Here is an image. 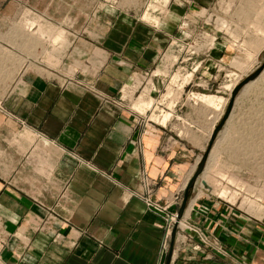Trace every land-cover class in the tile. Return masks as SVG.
<instances>
[{
    "label": "crops",
    "instance_id": "crops-1",
    "mask_svg": "<svg viewBox=\"0 0 264 264\" xmlns=\"http://www.w3.org/2000/svg\"><path fill=\"white\" fill-rule=\"evenodd\" d=\"M149 1L0 0V264L166 263V214L225 114L231 54L205 28L219 0ZM26 33L34 53L43 36L74 40L59 67L21 70ZM204 181L171 264H264V216Z\"/></svg>",
    "mask_w": 264,
    "mask_h": 264
},
{
    "label": "rangeland",
    "instance_id": "rangeland-1",
    "mask_svg": "<svg viewBox=\"0 0 264 264\" xmlns=\"http://www.w3.org/2000/svg\"><path fill=\"white\" fill-rule=\"evenodd\" d=\"M253 1L248 0L246 3L249 5L242 7L243 0H219L214 12L207 15L208 24L205 28L225 30L229 35L228 48L231 54L229 58L231 66L223 68L225 81L223 86L231 94V97L234 88L264 64V0H255L257 2L255 5ZM162 3L165 4V0H151L147 5L149 9L158 11L162 8ZM205 13L206 11L203 10L201 14L204 15ZM201 14L199 13L198 16ZM150 15L147 14V20L154 17L153 14ZM29 26L30 23L25 20L16 23L14 27L17 28L13 27V30L28 33ZM39 28L40 26L38 30ZM27 33L25 37L21 38V70L38 67L40 69L45 66L44 64L52 68L59 67L74 40L70 36H65L63 39L60 37L57 39L47 37L46 39L43 36L38 42L43 52L34 53L29 47L30 39ZM4 49V59L13 58L12 52L14 50L7 45H4ZM0 70L2 74L8 73L7 69L4 71L5 68ZM185 79L187 80V78ZM148 89L149 87L145 88V94ZM140 94L141 91H138L136 95L130 96L131 99L135 98L133 99L134 105L138 101L136 97H139ZM208 94L213 95V92ZM194 96L200 97V94L195 93ZM125 97H129L128 94H125ZM224 102L225 100L223 101L222 98L221 103L216 108H221L223 113H226L231 98L229 97L227 103L225 102L226 104ZM226 123V127L224 126L225 128L220 131L214 142L203 173L204 185L217 196L221 190V194L224 196H227L229 191L228 196L223 197L224 199L236 202L238 206L249 212L256 209L260 217H263L264 73L262 77L251 83V86L239 93L232 115Z\"/></svg>",
    "mask_w": 264,
    "mask_h": 264
},
{
    "label": "water",
    "instance_id": "water-1",
    "mask_svg": "<svg viewBox=\"0 0 264 264\" xmlns=\"http://www.w3.org/2000/svg\"><path fill=\"white\" fill-rule=\"evenodd\" d=\"M264 73V64L259 67L253 74L249 75L246 79H244L241 83H239L233 90L232 92V97H231V102L230 105L221 121V123L215 128L212 136H211V141L209 143V146L205 152V154L203 155L199 165H198V169L195 172L194 176L192 177V179L190 180L187 188H186V193L181 205V209L178 213V221L175 223L174 228L172 230V234H171V242H170V248H169V253L167 255V260L165 264H171L172 261V256H173V252H174V248H175V243H176V239H177V234H178V229L180 226V221L183 219L184 217V213L187 207V203L189 200V196H190V192L193 189V187L195 186L197 180L200 178V176L205 172L210 154L212 152V148L214 145V142L218 136V134L220 133V131L224 128V126L226 125V122L228 121V119L231 117L233 109H234V105L236 103V98L239 95V93L251 82H254L256 80H258L261 75Z\"/></svg>",
    "mask_w": 264,
    "mask_h": 264
},
{
    "label": "built area",
    "instance_id": "built-area-1",
    "mask_svg": "<svg viewBox=\"0 0 264 264\" xmlns=\"http://www.w3.org/2000/svg\"><path fill=\"white\" fill-rule=\"evenodd\" d=\"M182 199H180V197H176L175 201H181ZM149 203L151 204V206L156 209V211H167V207H163L160 206L156 203H153L150 199H148ZM166 220H167V236H166V241H165V254H168L169 251V246H170V242H171V234H172V230L174 228L175 223L178 221V213H168L166 214ZM181 222L180 221V226H181ZM179 226V228H180Z\"/></svg>",
    "mask_w": 264,
    "mask_h": 264
},
{
    "label": "bare ground",
    "instance_id": "bare-ground-1",
    "mask_svg": "<svg viewBox=\"0 0 264 264\" xmlns=\"http://www.w3.org/2000/svg\"><path fill=\"white\" fill-rule=\"evenodd\" d=\"M59 32H61V31H59ZM60 36H64V35H60ZM56 37H58V36H56ZM53 38H54V37H53ZM62 38H63V37H62ZM54 39H57V38H54ZM64 39H65V38H64ZM261 77H262V75H261ZM251 83H253V82H251ZM251 83H249L246 87L251 86ZM246 87H245L244 89H246ZM244 89H243V90H244ZM243 90H242V91H243ZM208 101H209V100H208ZM138 106H139V105H138ZM138 106H136V107H138Z\"/></svg>",
    "mask_w": 264,
    "mask_h": 264
}]
</instances>
